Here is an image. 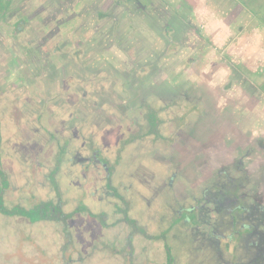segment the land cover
<instances>
[{
  "label": "rangeland",
  "instance_id": "374dc122",
  "mask_svg": "<svg viewBox=\"0 0 264 264\" xmlns=\"http://www.w3.org/2000/svg\"><path fill=\"white\" fill-rule=\"evenodd\" d=\"M98 1L91 4H98ZM170 1L181 5L199 35L190 31V38L184 46H171L150 79L162 81L168 88L171 84L176 86L170 92H159L162 101L152 96L145 99L152 107L163 109L155 124L150 125L144 118L145 109H141L138 116L126 118H75L73 115L79 114L74 109L76 101L70 99L71 95L52 110L48 105L35 112L39 101L31 97L37 87L43 92L47 81L45 84L26 82L29 91H25V95L11 94L10 100L13 101L6 102L7 106L0 104L2 114L14 116L0 118V165L9 182L0 205L11 208L19 204L21 208L31 209L43 205V202H52L57 210L49 219H40L35 214L36 221H31L23 215L2 213L0 209V234L13 241L19 229L24 235L18 240L25 258L13 261L11 255L10 264H165L164 239L152 241L148 237L150 234L156 238L160 233L166 234L170 240L168 243L174 258L186 260L192 255L196 260L193 264H221L208 257L198 261L206 252L210 254L209 248L201 246V252L196 255L192 247L199 242L198 235L184 225L172 222L179 202L184 203L183 196L189 195L188 183L181 182L180 192L166 185L153 194L151 188L142 187L135 173L140 165L145 166L149 170L151 185H158L160 177L163 178L160 184L164 182L168 168L159 157L168 158L174 142L179 146L185 144L188 150H192L194 137L204 136L192 135L186 141L185 136L176 138L175 131L182 128L191 134L198 132L204 123L216 121L221 110H228L230 114L229 117L224 114L222 118H239L241 129L249 130L251 136L263 134L261 143H264V94L254 86L260 82L257 76L264 73V34L257 31L256 36H252V32L248 33L252 26L245 8L256 6L249 0ZM106 7H112L111 0L101 1L97 9ZM112 8L118 30L133 24L145 38L156 41L148 23L135 10L125 12L120 6ZM90 9L82 11L84 23H76V27L83 25L86 28L85 34H90L108 20L97 21L95 10ZM250 19L257 22L252 17ZM260 22L264 25V15ZM240 24L244 27L242 30ZM67 28L68 25L61 28V38L68 35ZM52 44L49 42L47 47ZM9 50L5 52V61L12 57ZM108 58L117 67L124 65L127 59L125 52L117 47H112ZM235 63L239 65V74L228 67ZM245 65L257 76L246 74L248 70L242 68ZM259 68L257 73L255 69ZM59 77H63L62 68ZM253 80L256 84L252 83ZM70 81L68 78L67 82ZM35 114L40 115L39 118ZM97 120L103 123L98 125ZM150 128V133H145ZM94 151L96 158L105 162L101 167L105 175L99 176L90 170L86 175L81 173V159L85 158L82 156ZM203 182H198L202 188L213 183L211 177ZM219 182L226 184V178L219 177ZM97 184L107 187L102 192H95L93 187ZM60 212L67 216L63 218ZM15 221L17 226H13ZM238 224L239 221L234 227L237 228ZM223 227L220 230L227 235L228 230L225 225ZM130 234L133 235L132 242L128 245ZM235 237L230 242L238 246L231 253H223V260L230 261L229 264H243L253 250L247 241L254 240V237L247 241ZM202 238L200 243L205 244ZM225 239L221 238L223 244ZM61 240L68 241L66 247L63 244V252L58 249ZM0 248L6 252L14 247L2 242Z\"/></svg>",
  "mask_w": 264,
  "mask_h": 264
},
{
  "label": "flooded vegetation",
  "instance_id": "af4514ba",
  "mask_svg": "<svg viewBox=\"0 0 264 264\" xmlns=\"http://www.w3.org/2000/svg\"><path fill=\"white\" fill-rule=\"evenodd\" d=\"M101 1L103 0H99L98 4H91L94 0H0V104H3L2 106H7L6 102L12 98L11 94H17L18 97L20 94L25 95L29 91V89L26 90V82H31L29 80L34 83L42 81L44 84L47 81L43 92L41 87H37L31 97L37 102L39 101V107L35 112H40L44 106L51 105L50 110L59 106L58 98L51 92L49 93L51 91L49 84L56 81L53 75L55 67L52 66V56L56 55L54 49L58 43L65 41L64 39L72 33L68 26L66 29L68 35L61 39L60 34H63L61 28L67 26L64 25L65 23H69L68 25L71 23L73 27H76L78 21L83 24L85 19L82 11H88L90 8V10H96L101 5ZM30 36L33 37L30 38ZM82 39L84 40L85 37ZM51 41L53 44L48 48L47 45ZM6 49H10L8 52L12 54L11 58L7 57V62L4 60V57L7 56ZM31 61L34 63L32 66L29 63ZM27 64L29 65L27 66ZM29 75L34 76L30 77ZM37 79L41 81H37ZM15 80H18V83ZM48 102L51 104H47ZM225 114H228L227 117L230 116L228 111ZM39 116L35 114L36 118ZM13 117L10 114L8 116L2 114L0 110V118ZM240 122L239 118H217L216 121L214 119L210 123H204L202 127H199L198 132L192 134L191 131L188 133L179 128L175 131L178 134L176 138L185 136L187 141L192 135L204 134V136L194 137L195 146L192 150H188L185 144L179 146L177 142H174V148L169 157H159L161 158L159 161L166 163V168H168L166 180L160 184L163 180L160 177L158 185H151L149 170L141 165L135 173L138 175L137 179L142 187L151 188L153 194L166 185L176 189V192H180L181 182L188 183L191 188L189 195L183 196L184 203L178 200L180 201L179 208H176L175 219L172 222L184 225L198 235L199 242L192 247L196 255L201 252V246L209 248L210 254L206 252L203 258L198 261L208 257L209 259L215 258L221 264H229L230 261L224 262L223 253H231L238 246V244L230 242L236 236V239L243 237L247 241L249 237H254L255 240L247 241V244L249 242V245L253 246V250L250 258L243 264H264V143H261L263 134L251 136L249 130L241 129ZM85 155L82 156L85 158L81 159L82 174L86 175L89 170L99 176L102 173L106 174L101 171L105 162L96 158L95 151L91 155ZM82 161L87 162L83 163ZM4 171L5 169L0 165V200L5 199L3 191L9 186L8 177ZM147 173L148 176H146ZM209 177L213 182L212 185L209 182L205 183L209 184L204 188L198 185V182L204 183L203 180ZM219 177H225L226 184L224 185H229V187L225 188L220 183L221 181L217 183ZM106 187V185L97 184L93 190L102 192ZM43 203L48 204L49 214L52 216L56 214L54 203ZM56 205L60 209L59 203ZM15 206L21 208L19 204L7 208L11 210ZM10 210L5 214L27 217L23 213L10 212ZM38 214L41 215V212ZM60 215L63 218L67 216L61 212ZM27 218L31 220L29 217ZM40 219H49V217ZM237 221L239 224L236 228L234 226ZM15 225L17 226V221L14 222L13 226ZM223 225L228 230L227 235L220 230L224 228ZM19 230V237L14 234V241L12 238H5L0 234V238L3 239L0 240V243L6 242L14 247L12 252H3V249L0 248V264H10L11 255L13 261L25 258L18 240L24 235L23 231ZM25 233L30 236L29 232ZM174 235L175 233L172 238ZM132 236V234L129 235L126 244H131ZM154 236L148 234L149 240L164 239L163 250L167 253L165 264H193V261H196L192 259V255L186 260L174 258L170 252V240L166 238V234L160 233L156 238ZM202 236V239L206 241L205 244L200 243ZM222 237H226L224 244L221 240ZM63 244L66 247L68 241H60L58 247L60 252H63ZM230 245L233 246L232 249ZM70 261L72 260L70 259ZM155 264L157 263L155 262Z\"/></svg>",
  "mask_w": 264,
  "mask_h": 264
},
{
  "label": "trees",
  "instance_id": "16d2710c",
  "mask_svg": "<svg viewBox=\"0 0 264 264\" xmlns=\"http://www.w3.org/2000/svg\"><path fill=\"white\" fill-rule=\"evenodd\" d=\"M249 2L256 6L251 9L245 8L247 20H250L252 26L249 28L252 30L248 33L252 32V36H256L257 31L264 34V25L260 22L264 15V0H249ZM111 4L112 7H123L125 12L135 10L148 23L156 41L145 38L133 24L118 30L117 18L111 13L112 7L94 11L97 21L105 18L109 21L105 20L108 23L104 22L105 24L96 27L90 34H86L87 36L83 25L73 27L71 23L70 25L65 23L64 25L70 26L72 33L54 49L56 55L52 56V66L55 67L53 75L56 81L49 84L51 87L49 93L56 96L59 102L67 101L71 95L70 99L76 101L74 109L79 114V116L72 114L75 118L86 119L91 116L126 118L130 115L138 116V112L145 109L144 118H147L150 125L155 124L159 112L163 109L152 107L145 99L152 96L162 101L164 99L159 92L164 90L170 92L176 86L171 84V88H168L165 87L164 82L150 81V79L171 46H184L186 40L190 38V31L197 34L199 31L188 21L181 5L177 6L170 0H111ZM251 17L257 22H253ZM239 28L242 30L244 27L240 24ZM82 37L85 39L83 40ZM112 47L125 52L127 59L126 63L120 66L121 68L115 66L108 58ZM29 63L30 66L34 64L32 61ZM228 67L229 69L232 67L235 74L241 72L238 63ZM61 68L63 77L60 79ZM242 68L248 70L246 74L255 75L253 69L246 65ZM255 70L257 73L260 72V68ZM68 78L70 82H67ZM257 78L260 82L254 86L264 94V73H260ZM37 81L41 80L37 79ZM252 83L256 84L254 80ZM227 111L221 110L218 115L222 118ZM218 115L215 118H218ZM101 123L102 120L96 121L98 125ZM151 130L152 128L145 133H150ZM0 209L4 213L10 210L3 204L0 205ZM11 211L23 213L32 221L36 220L37 216L50 217L49 206L46 203L31 209L14 207ZM38 212H41V215Z\"/></svg>",
  "mask_w": 264,
  "mask_h": 264
}]
</instances>
